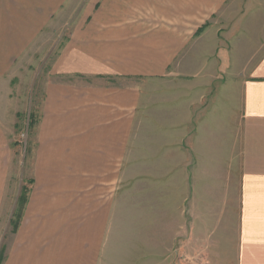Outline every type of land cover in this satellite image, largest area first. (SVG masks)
I'll list each match as a JSON object with an SVG mask.
<instances>
[{"label": "crops", "instance_id": "obj_1", "mask_svg": "<svg viewBox=\"0 0 264 264\" xmlns=\"http://www.w3.org/2000/svg\"><path fill=\"white\" fill-rule=\"evenodd\" d=\"M230 1L0 0L2 264H179L177 248L198 252L201 205L237 212L234 244L218 235L212 264H264V54L218 96L214 79L185 93L170 78ZM259 23L248 32L264 50ZM63 33L25 162V57ZM231 131L233 186L214 167L216 133Z\"/></svg>", "mask_w": 264, "mask_h": 264}, {"label": "rangeland", "instance_id": "obj_2", "mask_svg": "<svg viewBox=\"0 0 264 264\" xmlns=\"http://www.w3.org/2000/svg\"><path fill=\"white\" fill-rule=\"evenodd\" d=\"M225 13H228V15L236 14L232 18H225ZM263 16L264 0H231L223 12L215 17L212 33L206 36L201 35L199 45H194L191 50L184 52L183 56L171 67V81L177 83V85L182 83V90L185 93H191L192 86L203 85L202 82L207 80L211 83L214 79V87L218 96V92H223V86L228 84V81L234 83L233 81H236L239 76L249 74L256 61L264 54V50H257L255 48V45H257L256 40L260 42L261 36L253 35L252 31L248 32V28L254 27L257 21L258 23L263 22L259 23L261 25L264 24ZM65 33L67 32L65 31ZM64 39V33L59 36L56 35L45 45L46 49L42 50L39 56L35 54L31 56V53H29L25 57L26 64L22 69L23 74L21 75H24L25 80H27L25 92L27 94L26 104L28 108L27 113L22 116V122L26 125L20 131L19 136L20 154L21 156L23 155L25 162L30 148V129H27V125L30 122L29 112H33L35 118L39 115L42 85L48 73V60L56 47ZM240 44L245 48L249 47L251 50L241 51V48H238ZM257 46H260V43ZM234 48L238 51L234 50ZM225 54L226 59L224 57ZM39 79L40 83L37 87L36 82L38 83ZM144 84L141 82L140 86L145 87ZM33 86L36 88L34 89ZM151 88L157 89V85H147L145 90ZM230 135L226 138L225 142L221 132L216 133L215 150L217 161L214 167L217 184L220 183L222 185L228 182L233 186L236 181L235 177H233L234 172L241 169V163L239 161L240 157L237 154L239 146H236L239 140V133L231 131ZM230 173L233 175H229ZM19 205L21 206V204ZM19 205L15 219L17 218V214L19 215ZM236 222L237 212L234 210H208L207 206L201 205L199 212L201 241L195 247L198 252L194 253L189 246H184L182 250L180 247L177 248L175 254L179 264H212V258L218 254V244H215V248L209 245L217 242L218 238L220 240V236L218 235L226 234V240L229 239V245L232 246L234 244L233 238L235 237ZM207 229L211 230V234L207 238H204L202 232H206ZM121 255L118 254L117 260L119 262H121Z\"/></svg>", "mask_w": 264, "mask_h": 264}, {"label": "trees", "instance_id": "obj_3", "mask_svg": "<svg viewBox=\"0 0 264 264\" xmlns=\"http://www.w3.org/2000/svg\"><path fill=\"white\" fill-rule=\"evenodd\" d=\"M36 123V119H35V116L33 114H31L30 116V122H29V128H31L34 124ZM27 193H28V189L24 188L23 191H22V194L19 198V204H21V206L19 205V215L17 214V218L16 220L13 221V229L16 230L18 228V225H19V221L21 219V215H22V210L24 208V205L27 201ZM18 213V212H17ZM16 217V215H15ZM4 260V254L2 252V250L0 251V264H2Z\"/></svg>", "mask_w": 264, "mask_h": 264}]
</instances>
